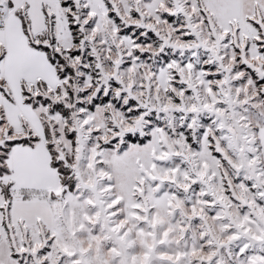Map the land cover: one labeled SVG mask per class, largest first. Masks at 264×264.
<instances>
[{"label":"snow or ice","instance_id":"obj_1","mask_svg":"<svg viewBox=\"0 0 264 264\" xmlns=\"http://www.w3.org/2000/svg\"><path fill=\"white\" fill-rule=\"evenodd\" d=\"M0 264H264V0H0Z\"/></svg>","mask_w":264,"mask_h":264}]
</instances>
